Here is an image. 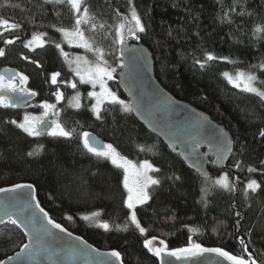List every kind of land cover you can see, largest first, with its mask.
Wrapping results in <instances>:
<instances>
[{
	"label": "trees",
	"instance_id": "1",
	"mask_svg": "<svg viewBox=\"0 0 264 264\" xmlns=\"http://www.w3.org/2000/svg\"><path fill=\"white\" fill-rule=\"evenodd\" d=\"M84 3L94 17L91 23L101 30L103 58L114 67L119 63V45L114 42L119 20L116 14H128L127 0ZM133 6L146 29L138 33L137 40L151 53L156 80L176 100L204 112L228 131L234 144L228 165L234 168V174L209 166L206 184L177 154L140 126L131 112L107 104L97 119L88 105L77 109L70 106L66 95L57 111L62 126L72 132L68 138L28 136L5 122H19L22 111L0 107V188L32 185L37 202L51 219L101 251H119L123 264H157L143 247V241L153 236L163 239L169 248L186 246L191 236L204 247H220L241 255L239 237L245 243L251 241L248 251L257 264H264V137L259 136L264 129V102L234 88L222 76L237 69L249 71V66L264 61V32L253 34L256 25L264 26V0H133ZM225 12L228 18L222 20ZM0 17L20 25L10 35H0V47L6 53L0 57V70L7 67L28 77L27 89L36 93L35 101L52 102L57 89L67 88L52 84L51 74L59 72L64 83L73 78L60 49L55 47L59 43L68 51L56 28H73L69 7L46 4L44 0H0ZM101 24L105 26L101 28ZM34 32L45 33L46 43L29 51L24 42ZM5 39L15 42L6 45ZM205 52L228 60L208 61L201 68L196 61H204ZM252 70L264 81V71ZM110 86L127 103L115 80ZM78 132L93 134L111 143L124 157L134 162L148 160L160 169L153 172L160 184L150 186V200L136 208L141 225L147 229L143 236L127 221L122 170L87 152ZM37 148V154L27 155ZM249 167L256 171L249 172ZM223 175L234 190L214 185ZM250 180L260 187L256 192L249 190L246 196ZM202 187H208L207 195L202 194ZM92 212L100 216L85 221L83 217ZM97 220L108 222L110 229L98 227ZM125 223L129 225L127 230L116 228ZM24 244L14 225L0 226V260L18 252Z\"/></svg>",
	"mask_w": 264,
	"mask_h": 264
},
{
	"label": "snow or ice",
	"instance_id": "2",
	"mask_svg": "<svg viewBox=\"0 0 264 264\" xmlns=\"http://www.w3.org/2000/svg\"><path fill=\"white\" fill-rule=\"evenodd\" d=\"M44 3L68 6L74 18V26L72 29L58 27L56 28V31L60 32L69 44H72L73 40L76 39L78 47H82L87 51L93 52L96 55V63H90L85 59L84 62L86 64H89L87 71L82 73L79 70L78 66L75 70V74L79 76L81 83L91 84L93 89H95L97 85H99L100 87L99 92H88V96L95 100V103L92 104L91 110L96 113L97 119H100V106L105 102L111 105H118L124 112H132L134 110L138 111L139 109L136 108L133 104L126 103L123 99H120L115 92L107 87L106 79L111 80L113 78L112 73L115 71V69L108 67L107 61L103 58V50L101 48L95 47L88 39H86L84 31L81 30L82 24H90L94 19V17L90 14L89 7L85 5L84 0H44ZM127 3L128 14L124 15L119 12H117L116 14L117 17H119V20L114 28V42L121 45L125 43L126 35L131 36L133 39H139L140 37L138 36V33H144L146 31L144 24L141 22V17L138 15L136 8L133 6V0H127ZM232 11H235V7L232 8ZM240 14L243 15V11ZM228 15L229 14L225 12L221 19L226 20L228 18ZM104 26V24L100 25L101 28H103ZM53 27H55V25H53ZM19 28V24L0 17V30L6 29L8 31H12ZM95 29L96 24L91 23V30L94 31ZM262 32H264V26L256 25L253 29L254 35H258ZM2 34L3 31H0V35ZM45 35L46 34L43 32H34L31 36V39L24 42V47L30 50L33 47H43L46 43V41L43 39ZM15 39L18 40L19 37H16ZM14 42V39H5L3 41V43L6 45H10ZM55 47L57 49H60L61 54L65 58H67L68 54L63 52V49H61L59 43L55 44ZM5 54V49L3 47H0V57H3ZM24 58L27 59V57ZM80 59L81 58L79 57L77 58V60ZM217 59L228 60L227 57H216L211 52H205L204 61L197 60L196 63L199 64L201 68H204L208 61H214ZM249 68V71H242L237 69L234 73L223 72L222 76L234 88H237L244 93L252 94L255 97H258L260 101L264 102V81L260 80L256 75V72L252 70L259 69L261 71H264V61H262L258 65H251L249 66ZM58 76H60L59 72H53L51 74V82L53 84L57 83ZM17 77L19 78L18 83L16 82ZM27 79L28 77L20 73L11 72L6 79L4 74L0 73V107L19 108L28 105V98L35 96L36 93L21 87V85H23L27 81ZM68 83L72 88H76L75 83ZM4 93H11L12 95L9 96L5 95ZM54 95L57 101L63 99V93H61L59 90H57ZM79 98V93H77L76 96L72 98L76 101L75 106L77 108L80 107ZM40 107L44 109L43 113L40 116H33L31 114L25 113L22 121L19 123L16 120L5 122L15 125L18 129L22 130L28 136H39L43 132H47V134L52 137L68 138L72 136V132L66 130L58 120H52L51 122H49L45 119V117L48 116L49 110L53 111V115L59 116V112L55 111V104H49L47 101H45L41 103ZM193 126L195 128L200 127V122L195 121ZM217 132L219 133V130H217ZM259 136L264 137V129H261L259 131ZM81 139L83 142V147L87 150V152L91 153L98 159L108 160L113 166L123 170L121 183L123 188L126 190V196L123 198V206L128 210L127 221L132 226H134L136 230H138L141 236H143L146 233L147 229L141 225V222L137 217L136 208L137 205H144L150 200L151 196L148 191L149 186L160 184L159 179L148 175V173L159 172L160 169L154 167V165L148 160H143L137 166L131 160L121 155L111 143L104 144L102 147L96 146L90 133H82ZM218 139L223 145L224 150H231V141L226 136H224L222 133H219ZM38 151L39 148L28 152L27 155L33 156L37 154ZM261 163L264 164V161H261ZM237 167H239V163L237 164ZM248 171L254 172L256 171V169L249 167ZM176 178L179 179V177ZM205 183L207 184V180L205 181ZM213 183L220 188L226 190H234L233 186L228 182L227 175L220 176ZM24 187L31 189L32 185L17 184L12 188H0V192H14L16 189ZM259 187L260 185L257 183V181L250 180L245 188L246 196L248 190L256 192ZM201 192L202 194L207 195L208 187H202ZM31 198L32 200H35V195H33ZM35 207L42 214L43 220H45L48 225H51L52 228L57 229L61 233L67 232V230L61 226V224L56 223L49 217V214L42 207H40L39 203H36ZM4 215L7 217L8 222L12 225H16L17 227H21V225H24L26 228L30 226L32 231L28 234L34 237L37 245L40 244L41 233L47 234L49 236L54 235L48 230L47 227H45V225L40 221V218L35 213H32L26 218V224L24 220H18V218H14V216H19V214H14L10 211L5 210ZM99 216V212H92L90 215L84 216L83 219L85 221H88L98 218ZM236 216L241 217L240 212H236ZM68 219H71V217H68ZM239 222L240 221L238 219L237 225H239ZM0 223H3V220H0ZM97 226L105 230L110 229V225L108 222H101L97 220ZM128 226V223H125L123 226L116 225V228L121 229L122 227L123 230H127ZM190 231H192V229H190ZM67 235L71 236L72 234L67 233ZM75 239L80 240V237H76ZM156 239L157 238L155 236H153L151 239H145L143 241V247L146 248L149 252L153 253L156 257L160 258L161 264H173V260H165L164 257H171L174 258L175 261H180L200 257L204 254H211L219 258L216 260L207 261L205 262V264H225V262H227V264H257V261L253 258L252 253L248 251V247L251 241L249 240L248 243H245V241L239 237V243L242 248L241 255H234L220 247H204L200 243L194 242L191 236L188 237L186 246L178 248H169L168 244L163 239L159 240L160 246L156 247L154 246V241ZM85 247L88 248L90 246H87L85 243ZM32 249V244H24L20 252H18L16 255L20 256L21 252L27 251L29 258H34L36 255L40 254V248H36L35 250ZM43 251L47 252L48 250L43 249ZM92 251L95 250L93 249ZM55 254L58 255V253ZM104 255L114 258L116 262H121V253L119 251L112 250L111 252ZM245 255L247 256V259H245ZM8 259L9 261H11L13 258L9 257ZM0 264H4V261L0 260ZM98 264H109V262L99 261Z\"/></svg>",
	"mask_w": 264,
	"mask_h": 264
},
{
	"label": "water",
	"instance_id": "3",
	"mask_svg": "<svg viewBox=\"0 0 264 264\" xmlns=\"http://www.w3.org/2000/svg\"><path fill=\"white\" fill-rule=\"evenodd\" d=\"M2 31V30H0ZM118 55L120 60V69L115 74V82L127 99L128 103L133 104L139 110L132 111L136 122L142 126L148 133L155 136L172 153L177 154L183 164L201 179L206 180L210 176L209 166L215 170L225 171L234 174L235 170L229 167L228 163L233 152V140L228 131L221 125L212 121L210 117L190 104L176 100L167 92L156 80L154 74V63L149 50L137 39L128 37L123 45L118 46ZM18 73L14 69L3 67L0 73H3L7 79L9 73ZM12 95L11 93H4ZM35 100V96L28 98L29 106ZM27 106L12 108L15 110L25 109ZM50 122L51 116L45 117ZM199 121L200 127L195 128L194 122ZM222 133L230 141V151L224 150L223 145L218 139L219 133ZM46 134L47 132H43ZM94 143L102 147L104 143L95 135L91 134ZM198 145V146H197ZM30 185V184H21ZM14 186L8 187L12 188ZM35 195V200L32 196ZM37 202L35 189L19 188L14 192H0V226L8 224L4 211H10L19 216H14L18 220H24L32 213H35L40 221L54 235L49 236L41 233L40 244L37 245L32 235L31 227L24 225L17 227V230L25 239V244H32L33 249L40 248V254L34 258H29L28 252H21L20 256L11 255L4 259V264H98L99 261H107L109 264H123L116 262L114 258L104 254L111 251H101L93 245L67 231L59 232L57 229L48 225L43 220L42 214L35 207ZM67 233H71L69 236ZM194 241V240H193ZM85 243L88 248L85 247ZM154 246L159 247V239L154 241ZM43 249H47L45 252ZM95 251H92V250ZM55 253H58L55 254ZM152 258L156 259L157 264H161L160 258L149 252ZM165 260H173V264H205L210 260L219 259L211 254H204L189 260L175 261L174 258L164 257ZM245 259L247 256L245 255ZM227 264V262H225Z\"/></svg>",
	"mask_w": 264,
	"mask_h": 264
},
{
	"label": "rangeland",
	"instance_id": "4",
	"mask_svg": "<svg viewBox=\"0 0 264 264\" xmlns=\"http://www.w3.org/2000/svg\"><path fill=\"white\" fill-rule=\"evenodd\" d=\"M90 24H82L81 25V30L84 31L85 33V38L88 39L95 47H98V48H101V46L103 45L102 44V40H101V37L99 36V33L101 30L96 28L94 31L91 30V26L89 27ZM10 32L11 31H8L6 29H4L3 31V35L6 37L8 35H10ZM61 37H62V40L65 44V46L68 48V51H65L63 50V52L67 53L68 56L67 58H65L63 55V59H64V62L65 64L67 65L68 69L71 71V73L73 74V78L70 79L68 82H71V83H75L76 84V88H72L70 86L69 83H64V82H60V76L57 77V84H61L63 86H65L67 89H69V91L71 92L70 94L67 92L68 90L67 89H57L59 90L61 93H63V99L60 100V101H57L56 100V97L54 95V99L52 102H48L49 104H55L56 105V109L55 111H57V106H59L60 104H62L64 102V99L66 97V95H68L69 97V104L70 106H72L73 108L77 109V107L75 106L76 104V101L73 100L72 98L76 96L77 93H79V103H80V107L83 106V105H88L89 107L92 108V104L95 103V100L93 98H90L88 96V92L90 91H96V92H99L100 91V87L99 85L96 86L95 89H93L92 85L91 84H86V83H81L80 82V78L79 76H77L75 74V70L77 69V67L79 66V70L84 73L87 71L88 67H89V64H86L84 62V60L86 59L87 61H89L90 63H96V55L93 53V52H90V51H87L86 49L82 48V47H78L77 46V40L74 39L73 40V43L72 44H69L67 42V40L65 39V37L60 33ZM105 36V35H104ZM31 39V38H30ZM116 43V42H115ZM117 45H119V43H116ZM99 45H101L99 47ZM36 48H41V47H33L31 50L28 49L29 51H33L34 49ZM106 48L107 49H110L111 46L109 44L106 45ZM105 49V51L107 50ZM81 58L80 60H77V58ZM108 65V64H107ZM108 67H110L108 65ZM112 69H115V71L112 73V76L113 78L111 80H107L106 79V84H107V87L110 88L113 92H115L117 94V96H119V94L117 93V91L112 87L110 86V82L111 81H114L115 80V74L119 71L120 69V60H119V63L116 62L115 63V66L113 67H110ZM16 82L18 83L19 80L17 78ZM50 82H51V76H50ZM52 83V82H51ZM53 84V83H52ZM231 85V84H230ZM21 87L27 89V81L21 85ZM87 89V90H86ZM120 98V96H119ZM121 99V98H120ZM42 102H45V101H35V102H32L26 109L27 110H24L21 112V120L19 122L22 121L23 119V116L25 115V113H28V114H31L33 116H40L44 109L40 107L41 103ZM108 103L105 102L103 105L100 106V113L101 111L104 109V107L107 105ZM79 108V107H78ZM94 113V112H93ZM48 115L51 116V120H58L59 121V117L58 116H55L53 115V111L52 110H49V113ZM94 116H96V113H94ZM18 122V123H19ZM60 122V121H59ZM82 133L84 132H78V135L81 137L82 136ZM36 137V136H34ZM107 144V143H105ZM128 159V158H127ZM130 160V159H129ZM132 161V160H131ZM134 164H136L137 166L139 165L140 162H134L132 161ZM142 162V161H141ZM122 170V169H121ZM123 172V170H122ZM148 175L150 176H153V172H149ZM154 177V176H153ZM150 187V186H149ZM149 189V188H148ZM126 191V190H125ZM139 206V205H137Z\"/></svg>",
	"mask_w": 264,
	"mask_h": 264
},
{
	"label": "flooded vegetation",
	"instance_id": "5",
	"mask_svg": "<svg viewBox=\"0 0 264 264\" xmlns=\"http://www.w3.org/2000/svg\"><path fill=\"white\" fill-rule=\"evenodd\" d=\"M18 80H19V78H18ZM35 99H36V95H35ZM33 102H35V100H34ZM36 102H37V101H36ZM24 110H27V109H24ZM24 110H23V111H24ZM248 191H249V190H248Z\"/></svg>",
	"mask_w": 264,
	"mask_h": 264
},
{
	"label": "bare ground",
	"instance_id": "6",
	"mask_svg": "<svg viewBox=\"0 0 264 264\" xmlns=\"http://www.w3.org/2000/svg\"><path fill=\"white\" fill-rule=\"evenodd\" d=\"M118 57H119V55H118ZM27 107H28V106H27ZM27 107H26V108H27ZM26 108H25V109H26ZM23 110H24V109H22V110H18V111H23ZM103 143H104V142H103ZM104 144H105V143H104Z\"/></svg>",
	"mask_w": 264,
	"mask_h": 264
}]
</instances>
